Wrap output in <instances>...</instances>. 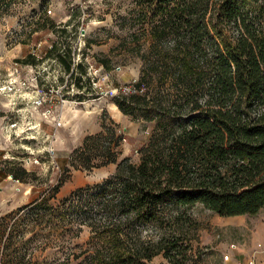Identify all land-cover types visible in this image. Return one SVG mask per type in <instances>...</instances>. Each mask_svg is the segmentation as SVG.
Listing matches in <instances>:
<instances>
[{"label":"rangeland","instance_id":"obj_1","mask_svg":"<svg viewBox=\"0 0 264 264\" xmlns=\"http://www.w3.org/2000/svg\"><path fill=\"white\" fill-rule=\"evenodd\" d=\"M156 5L27 0L0 19V219H22V208L46 201L49 215L40 214L45 223L24 238L35 240L29 248L36 264H79L98 250H133L178 233L187 249L184 264H264V208L256 216L221 217L198 204L176 221V205L169 202L156 223L128 208L100 207L119 194L105 182L120 164L140 163L156 130L140 100L135 115L116 103L131 105L128 97L141 79L151 28L159 20ZM55 43L61 51L71 49L73 68H82L66 73L56 54H46ZM165 95L163 88L160 98ZM88 137L101 141L76 155ZM79 203L84 207L73 217L60 215ZM115 235L119 240L111 241ZM152 264L170 263L159 254Z\"/></svg>","mask_w":264,"mask_h":264},{"label":"trees","instance_id":"obj_2","mask_svg":"<svg viewBox=\"0 0 264 264\" xmlns=\"http://www.w3.org/2000/svg\"><path fill=\"white\" fill-rule=\"evenodd\" d=\"M26 1L0 0V19ZM156 4L159 20L151 28L141 79L128 97L131 105L116 102L124 114L135 115L140 100L156 130L140 163L120 164L115 178L105 182L119 194L100 207L128 208L156 223L162 219L160 207L169 202L176 205V221L183 209L198 204L221 217L256 216L264 208V0ZM46 54H56L66 73L82 68H73L69 48L61 51L55 43ZM163 88L168 95L160 98ZM93 141L101 139L88 137L75 154L83 155ZM45 202L22 208V219H0V264H36L29 248L35 240L24 238L29 228L45 223ZM83 207L70 204L60 215L73 217ZM181 241L180 233L161 234L155 243L142 242L133 250H98L79 264H152L159 254L170 264H184L187 249Z\"/></svg>","mask_w":264,"mask_h":264},{"label":"crops","instance_id":"obj_3","mask_svg":"<svg viewBox=\"0 0 264 264\" xmlns=\"http://www.w3.org/2000/svg\"><path fill=\"white\" fill-rule=\"evenodd\" d=\"M240 217V216H239Z\"/></svg>","mask_w":264,"mask_h":264}]
</instances>
